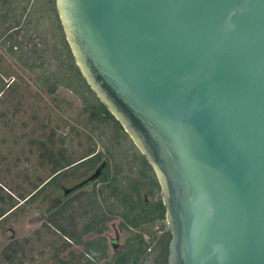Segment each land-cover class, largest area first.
Masks as SVG:
<instances>
[{"label": "water", "instance_id": "obj_1", "mask_svg": "<svg viewBox=\"0 0 264 264\" xmlns=\"http://www.w3.org/2000/svg\"><path fill=\"white\" fill-rule=\"evenodd\" d=\"M54 5L86 84L155 174L166 263L264 264V0Z\"/></svg>", "mask_w": 264, "mask_h": 264}, {"label": "trees", "instance_id": "obj_2", "mask_svg": "<svg viewBox=\"0 0 264 264\" xmlns=\"http://www.w3.org/2000/svg\"><path fill=\"white\" fill-rule=\"evenodd\" d=\"M30 1L0 0V38L5 36L0 41V48L13 56L21 68L35 74L38 87L45 88L50 94L62 88L77 97L81 113L89 115L93 126L109 125V140L118 146L128 136L90 90L75 65L56 14L54 0ZM33 2L49 13L50 27L48 25L47 31L42 30L41 33L43 36L49 34L53 41L48 50L50 57H45L47 47L37 48L32 38L27 39L30 43L28 50H22L21 43L16 42L18 33L23 31L18 18L24 14L27 4L32 6ZM25 33L22 37L28 34ZM40 42L45 44V37L40 38ZM0 94H3V84L0 85ZM56 109L62 112L61 106ZM131 150L123 160L124 166L119 161L115 162L108 150L104 151L108 159L101 152L87 153L78 163L69 162L64 156L58 157L54 172L35 185L31 195L27 198L19 195L21 204L1 192L0 232L5 228L6 220L16 213H22L23 207L49 186L57 188L75 174L79 180L98 171L89 191L79 192L55 209H46V212L35 216L32 220L41 222L28 236L3 240L0 264H33L36 255L42 260L43 255L48 256L50 264H139L151 243L145 242L142 234L146 227L164 221L165 208L160 199H145L152 198L159 191V185L144 156L133 144ZM114 217L119 219L117 226L120 229L133 232L109 258L108 240L104 234L107 224ZM33 245H39L41 250L31 248ZM72 246L80 247V251H69ZM34 250L36 254L31 255ZM65 250H68L65 257L60 258L59 255Z\"/></svg>", "mask_w": 264, "mask_h": 264}, {"label": "rangeland", "instance_id": "obj_3", "mask_svg": "<svg viewBox=\"0 0 264 264\" xmlns=\"http://www.w3.org/2000/svg\"><path fill=\"white\" fill-rule=\"evenodd\" d=\"M30 3L27 4L24 14L18 18L23 31L18 33L16 42L21 43L22 50H28L30 43L27 39L32 38L37 48L47 47L45 57H50L48 50L53 41L49 34L43 36L41 33L42 30L47 31L48 25L50 27L49 13L34 2L32 6ZM26 30L28 34L25 33ZM23 33L26 34L24 37ZM4 37L1 36L0 41ZM42 37H45V44L40 42ZM1 84L3 94H0V193L11 196L16 203L21 204L19 195L26 198L31 195L34 186L54 172L58 157L64 156L69 162L77 163L87 153L104 154V151L108 150L115 162L119 161L125 165V156L132 152L133 143L129 137L115 146L114 142L109 140V125L93 126L89 115L81 113L80 100L77 97L62 88L50 94L45 88L38 87L35 74L21 68L13 56L0 48ZM57 106H61L62 112H58ZM104 155L108 159V156ZM109 162L112 163L110 157ZM76 175L66 179L57 188L49 186L29 205L24 206L22 213H16L6 220L5 228L0 232V249L4 245L3 240L16 236L26 237L37 229L41 220H32L35 216L46 212V209H55L64 200L79 192L89 191L94 179L89 182L87 179L91 178L92 174H87L79 180ZM145 199L150 201L160 197L155 194L152 198ZM118 221L119 219L114 217L107 224L104 237L108 243L121 247L133 231L120 229L117 226ZM163 226L166 227L165 221L160 225L155 223L146 227L142 234L143 240L151 241L150 246L154 244L159 236L157 232ZM31 248L41 250L39 245H33ZM68 250L77 253L80 247L72 246ZM68 250L63 251L59 255L60 258H64ZM112 253L109 249V258ZM35 254L36 250L31 252V255ZM43 257L44 260L36 255L33 264H50V258L45 255Z\"/></svg>", "mask_w": 264, "mask_h": 264}, {"label": "flooded vegetation", "instance_id": "obj_4", "mask_svg": "<svg viewBox=\"0 0 264 264\" xmlns=\"http://www.w3.org/2000/svg\"><path fill=\"white\" fill-rule=\"evenodd\" d=\"M78 162H80V160ZM156 195H157V193H156ZM161 223H163V221L157 222L156 224L160 225ZM157 233L159 234V236H158L156 242L154 244H152L151 246L149 245L148 249L146 250V253L141 257L140 261L143 259V257L146 254L152 253L153 257H152L150 264H167L166 263L167 247H168V242H169L168 239H170V234H169L168 228L163 226V228L161 230H159ZM144 241L147 242L146 240H144ZM108 245H109V249L113 253L116 252L120 248V247L115 246L114 243H108Z\"/></svg>", "mask_w": 264, "mask_h": 264}, {"label": "built area", "instance_id": "obj_5", "mask_svg": "<svg viewBox=\"0 0 264 264\" xmlns=\"http://www.w3.org/2000/svg\"><path fill=\"white\" fill-rule=\"evenodd\" d=\"M164 221H165V220H164ZM164 221H163V222H164Z\"/></svg>", "mask_w": 264, "mask_h": 264}]
</instances>
